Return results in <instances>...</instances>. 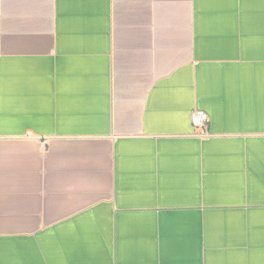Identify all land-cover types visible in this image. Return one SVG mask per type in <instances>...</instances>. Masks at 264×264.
Wrapping results in <instances>:
<instances>
[{
  "label": "crops",
  "instance_id": "crops-1",
  "mask_svg": "<svg viewBox=\"0 0 264 264\" xmlns=\"http://www.w3.org/2000/svg\"><path fill=\"white\" fill-rule=\"evenodd\" d=\"M0 264H264V0H0Z\"/></svg>",
  "mask_w": 264,
  "mask_h": 264
},
{
  "label": "built area",
  "instance_id": "built-area-1",
  "mask_svg": "<svg viewBox=\"0 0 264 264\" xmlns=\"http://www.w3.org/2000/svg\"><path fill=\"white\" fill-rule=\"evenodd\" d=\"M208 120V115L203 111L195 110L191 114V123L195 130L203 131L202 137L208 136L206 132Z\"/></svg>",
  "mask_w": 264,
  "mask_h": 264
}]
</instances>
